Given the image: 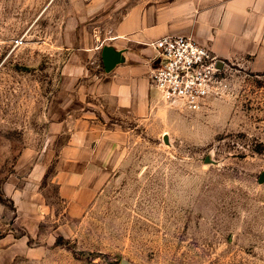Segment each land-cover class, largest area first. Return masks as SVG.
<instances>
[{
    "label": "rangeland",
    "instance_id": "rangeland-1",
    "mask_svg": "<svg viewBox=\"0 0 264 264\" xmlns=\"http://www.w3.org/2000/svg\"><path fill=\"white\" fill-rule=\"evenodd\" d=\"M73 2L0 0V264H264V72L224 61L203 108L116 121L60 72ZM80 119L121 150L69 212L56 162Z\"/></svg>",
    "mask_w": 264,
    "mask_h": 264
},
{
    "label": "crops",
    "instance_id": "crops-1",
    "mask_svg": "<svg viewBox=\"0 0 264 264\" xmlns=\"http://www.w3.org/2000/svg\"><path fill=\"white\" fill-rule=\"evenodd\" d=\"M74 1L62 25L60 42L69 52L60 72L116 121L139 126L155 119L152 42L165 35L190 36L221 60L264 72V0ZM70 134L74 139L62 145L56 162L57 190L69 212L86 206L121 150L91 120H78Z\"/></svg>",
    "mask_w": 264,
    "mask_h": 264
},
{
    "label": "built area",
    "instance_id": "built-area-1",
    "mask_svg": "<svg viewBox=\"0 0 264 264\" xmlns=\"http://www.w3.org/2000/svg\"><path fill=\"white\" fill-rule=\"evenodd\" d=\"M152 45L150 82L160 101L197 111L224 92V60L206 46L186 35H165Z\"/></svg>",
    "mask_w": 264,
    "mask_h": 264
},
{
    "label": "water",
    "instance_id": "water-1",
    "mask_svg": "<svg viewBox=\"0 0 264 264\" xmlns=\"http://www.w3.org/2000/svg\"><path fill=\"white\" fill-rule=\"evenodd\" d=\"M219 62H222V60H219ZM120 264H129V263L126 262V261H124V260H122V261L120 262Z\"/></svg>",
    "mask_w": 264,
    "mask_h": 264
}]
</instances>
